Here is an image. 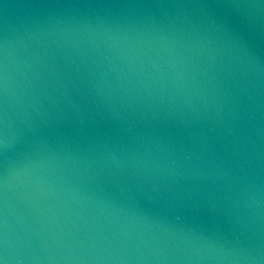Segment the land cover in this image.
<instances>
[{
  "label": "water",
  "instance_id": "water-1",
  "mask_svg": "<svg viewBox=\"0 0 264 264\" xmlns=\"http://www.w3.org/2000/svg\"><path fill=\"white\" fill-rule=\"evenodd\" d=\"M0 264H264V0H0Z\"/></svg>",
  "mask_w": 264,
  "mask_h": 264
}]
</instances>
